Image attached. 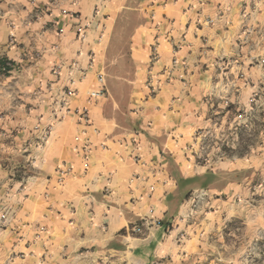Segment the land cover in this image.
Listing matches in <instances>:
<instances>
[{
    "label": "crops",
    "instance_id": "obj_1",
    "mask_svg": "<svg viewBox=\"0 0 264 264\" xmlns=\"http://www.w3.org/2000/svg\"><path fill=\"white\" fill-rule=\"evenodd\" d=\"M129 11L139 13L135 64L132 77L117 76L115 26ZM244 39L254 42L240 47ZM0 60L11 66L0 72V264H107L127 250L160 257L171 252L164 224L136 237L129 228L165 220L179 184L202 178L199 188L223 190L239 177L223 183L215 170L194 171L188 152L193 123L214 105L208 95L227 79L239 104L260 84L264 0H0ZM240 69L253 79H235ZM99 73L107 92L89 105L93 125L83 131L75 110L100 89ZM116 78L131 91L125 103Z\"/></svg>",
    "mask_w": 264,
    "mask_h": 264
},
{
    "label": "rangeland",
    "instance_id": "obj_2",
    "mask_svg": "<svg viewBox=\"0 0 264 264\" xmlns=\"http://www.w3.org/2000/svg\"><path fill=\"white\" fill-rule=\"evenodd\" d=\"M137 19L138 11L125 12V22L115 26L116 36L119 38L113 41L112 54L116 63L114 65L117 67L113 68L112 72L117 76L132 77L131 65L135 64V60L131 56L133 50H129V46L130 35L137 26ZM56 25L58 33L63 34V24ZM251 42H241L239 45L247 47ZM239 64H245L244 60ZM242 71L240 69L234 73L235 79H253L247 78L246 73ZM3 78L4 75H0V79ZM116 79L115 97L125 103L131 96V91L120 83L123 79ZM256 79L260 84L254 83L253 86L256 87L252 88L254 90L249 98L239 104H232L230 101L232 90L235 88L229 87L228 83L231 81L225 79V86L221 85L218 89L220 95L207 96L211 104H214L208 117L197 119L198 121L193 123L188 155L195 161L194 171L215 170L222 177L225 176L223 183L230 180V174L234 172L233 176L239 177L235 178L233 186L228 187L229 184H225L223 190L214 186L199 188L206 184L202 178L184 182L185 186L179 184L178 202L174 203L171 214L163 220L170 236L165 246L167 249L169 247L170 254L159 257L147 251L143 253L142 260L140 253L127 250L122 256L112 254L111 261L108 260L107 264H264L262 67L257 72ZM237 88L235 92L240 95V87ZM14 90L11 88L9 92ZM123 106L125 112H128V105ZM18 174L26 175L23 171ZM140 223L141 221L137 222ZM132 227L128 230L131 237L143 236L132 232ZM13 264L39 262L18 259Z\"/></svg>",
    "mask_w": 264,
    "mask_h": 264
},
{
    "label": "built area",
    "instance_id": "obj_3",
    "mask_svg": "<svg viewBox=\"0 0 264 264\" xmlns=\"http://www.w3.org/2000/svg\"><path fill=\"white\" fill-rule=\"evenodd\" d=\"M78 34H79V36L84 38L85 32H84V30L80 29L78 31ZM98 81L100 83V89L96 90V91H91L87 97L86 105L75 110V113L77 115V123L79 126L82 127L83 131H86V129L88 127L93 125V120H92V117L90 115V110L88 108L89 105L92 104L93 102H95L97 99H99V97L104 96L107 92V88L105 85V77H104L103 73H99ZM72 92L73 91L70 89L61 99L58 100L60 115L56 114L57 117L61 118L69 111V108H66V106H65L66 105V98ZM240 117H242V115H240ZM49 135H50V129L49 128H45V129L41 130L40 136L37 138V146L43 145L47 141ZM102 146L105 147L104 144H102ZM82 150H83L85 157H87L91 153V151L93 149H92V145L90 144L89 141L84 143ZM135 159L139 160L140 157L137 156V157H135ZM69 172H70V169H62L61 168V173L63 175H67ZM3 217L5 218L6 216L4 215ZM162 222H163L162 219H153V218H149L146 216V217L141 219L140 224H136L135 226H133L131 228V231L134 233H138V234H144L145 229L147 227H149L151 224H155L157 226H160V225H162Z\"/></svg>",
    "mask_w": 264,
    "mask_h": 264
},
{
    "label": "trees",
    "instance_id": "obj_4",
    "mask_svg": "<svg viewBox=\"0 0 264 264\" xmlns=\"http://www.w3.org/2000/svg\"><path fill=\"white\" fill-rule=\"evenodd\" d=\"M11 70V66L7 64L6 60H0V72H8ZM163 224V222H162Z\"/></svg>",
    "mask_w": 264,
    "mask_h": 264
}]
</instances>
